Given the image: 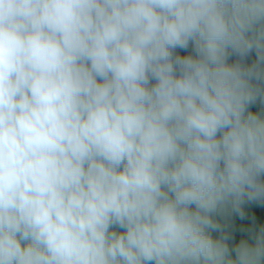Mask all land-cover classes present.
<instances>
[{"label":"clouds","instance_id":"clouds-1","mask_svg":"<svg viewBox=\"0 0 264 264\" xmlns=\"http://www.w3.org/2000/svg\"><path fill=\"white\" fill-rule=\"evenodd\" d=\"M258 98L264 0H0V264H264Z\"/></svg>","mask_w":264,"mask_h":264},{"label":"trees","instance_id":"trees-1","mask_svg":"<svg viewBox=\"0 0 264 264\" xmlns=\"http://www.w3.org/2000/svg\"><path fill=\"white\" fill-rule=\"evenodd\" d=\"M191 47L189 48V52ZM180 54H186L180 52ZM237 58L231 56L229 62H235ZM255 59V52L250 54L247 58L246 63H251ZM249 111L264 114V101L260 98L250 105ZM242 211L245 213L244 219L234 212L231 206H227L223 209H218L213 214V219L220 225L218 231H211L213 238L219 239L223 236H227L228 239L225 241L230 251L242 240L247 239L250 243L252 236L259 231L260 227L264 226V202H245L241 205ZM232 256H235L234 252H231Z\"/></svg>","mask_w":264,"mask_h":264}]
</instances>
